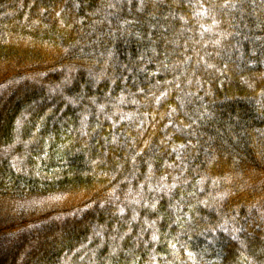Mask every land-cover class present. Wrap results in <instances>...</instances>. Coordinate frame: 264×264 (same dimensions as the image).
<instances>
[{"label":"trees","instance_id":"16d2710c","mask_svg":"<svg viewBox=\"0 0 264 264\" xmlns=\"http://www.w3.org/2000/svg\"><path fill=\"white\" fill-rule=\"evenodd\" d=\"M198 2L0 0L3 264H264V0Z\"/></svg>","mask_w":264,"mask_h":264},{"label":"rangeland","instance_id":"374dc122","mask_svg":"<svg viewBox=\"0 0 264 264\" xmlns=\"http://www.w3.org/2000/svg\"><path fill=\"white\" fill-rule=\"evenodd\" d=\"M2 89H0V93ZM59 200L56 199H42L34 200L30 202H25L22 204H9L0 203V226L4 224H10L13 222L21 221L27 218H33L45 214L48 211L56 208ZM35 226H30L25 228L18 233L8 234L0 236V264L2 263V258L7 250L16 243L20 235L23 233H28L36 229Z\"/></svg>","mask_w":264,"mask_h":264},{"label":"snow or ice","instance_id":"6c2138e0","mask_svg":"<svg viewBox=\"0 0 264 264\" xmlns=\"http://www.w3.org/2000/svg\"><path fill=\"white\" fill-rule=\"evenodd\" d=\"M131 2V0H129V3ZM143 0H141V8H143ZM109 7H115V5H109ZM194 7L197 9L195 12H194V16L195 17H204V18H208L209 16H210V13H212L213 12V10H214V8H215V4L214 3H211V6L210 7H205V4H204V2H203V0H199V2H198V4L197 5H194ZM229 7V3H224L223 5H221V8H228ZM231 7L233 8V9H235L236 7H237V5L236 4H231ZM180 19H184L183 17H180ZM211 19H212V25L211 26H209V27H205L204 26V24H200V28L202 29V31H201V33H200V35H201V37H203V34H204V32H209V31H211L212 30V28L213 27H217L218 26V24H219V21H217L216 20V17H215V15L214 14H212L211 15ZM125 23H131V21H125ZM185 23H187V21H185ZM217 45L220 43V41H216L215 42ZM208 67H213V65H211V64H209V65H207ZM165 95H166V93H165ZM175 111V109H173V112ZM180 148H184L185 147V145H180L179 146ZM174 151H175V149H174ZM141 187H143V186H141ZM173 187H175V185H173ZM138 202V201H137ZM146 207H148V205H145ZM155 203H153L152 205H151V208L153 209V210H155ZM121 212H123V209H121ZM136 217L134 216L133 217V219H135ZM177 222H179V221H177ZM155 222H153V224H154ZM221 228L223 229V225H221ZM243 229H241V228H235L234 229V231L235 232H239V231H242ZM158 231V230H157ZM232 239H234V240H236V239H238V237L237 236H233L232 237ZM152 240L153 241H158L159 240V236L156 234V232H153V235H152ZM169 244H170V246H171V248L172 249H176V247H177V245H176V243H173L172 241H169ZM187 255H188V257L190 258V259H192L193 258V253H191V252H188L187 253ZM153 260L155 259V257H153L152 258Z\"/></svg>","mask_w":264,"mask_h":264}]
</instances>
